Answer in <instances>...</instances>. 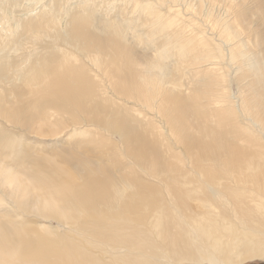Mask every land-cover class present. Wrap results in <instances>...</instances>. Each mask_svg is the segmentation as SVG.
Here are the masks:
<instances>
[{"label": "bare ground", "instance_id": "bare-ground-1", "mask_svg": "<svg viewBox=\"0 0 264 264\" xmlns=\"http://www.w3.org/2000/svg\"><path fill=\"white\" fill-rule=\"evenodd\" d=\"M91 1L75 2L64 33L46 12L23 18L34 37L74 51L14 59L18 84L3 69L13 40L1 43L7 181L31 188L22 203L57 228L1 225L0 264L264 259V0H101L105 14Z\"/></svg>", "mask_w": 264, "mask_h": 264}, {"label": "rangeland", "instance_id": "rangeland-1", "mask_svg": "<svg viewBox=\"0 0 264 264\" xmlns=\"http://www.w3.org/2000/svg\"><path fill=\"white\" fill-rule=\"evenodd\" d=\"M19 1V2H18ZM32 1V0H31ZM36 1V2H35ZM40 1V2H39ZM42 1H43V6H42ZM62 1H64V3L62 2ZM60 0V2H62V3H60V4H63V5H59V2H58V0H34V2L31 4L30 3V1L29 0H27V2H26V0L24 1V0H0V8L2 7V5H4L5 6V9H4V6L0 9V46H3L2 44H5V42L7 43V42H10L11 40H13V43H14V48H11L12 47V45L10 44V45H8V46H6L7 47V49H4V53L2 54V58H3V61H4V63H3V61H2V63L4 64V65H8V63H9V65L8 66H3V69H5V72L7 73V76H8V78L11 80L12 78V83L14 82V84L15 83H19L22 79L21 78H18L17 79V77H19V76H17V75H19L20 74V76H21V73H20V71H16V69H15V67H16V64L17 63H15V62H13V61H15L14 59H16V61H18L19 59H18V57H23V59L26 61V62H28V63H30L31 65H35L36 64V62H37V60H39V59H41L42 57L44 58V57H46V56H48V55H46V52L47 53H52V50H54V49H58V46H64V48H65V46L67 47L68 45H71L70 43L69 44H67V43H63L62 41V43H55V41H53L50 37H45V36H37V38L36 37H34V35H32L33 33H31L29 30H28V28L25 26L24 27V22H21V21H24V20H27V19H29V18H34L35 16H37V15H41V14H45V12H46V16H50L51 18H52V16L53 17H57L56 18V20H57V24H53L54 26H56L57 27V29L58 30H63V31H65V29H66V32L68 31L67 29H69L70 30V25H68V22H67V20L69 19L70 21L73 19L72 18V16L74 15V14H78V13H80L81 11H80V9L82 10V8H80L79 6H75V5H77L78 3H75V2H80V1H82V0H70L69 2H68V0ZM91 1V0H90ZM93 1V0H92ZM91 1V3H93ZM99 3H98V2ZM29 2V3H28ZM39 2V3H38ZM67 2V3H66ZM15 3V4H14ZM52 3V4H51ZM96 3H98V9L99 10H101L100 11V13H103V14H105L106 12H107V7H106V4H104V3H101V0H96V2L94 3V4H96ZM27 4H29V5H27ZM35 4V8H33V6L31 7V5H34ZM48 4L49 5H51V8H50V6H48ZM65 4H66V6L69 8V5L71 4L72 5V7L74 6L75 8H72L71 7V12L69 13V14H67L66 12H65V10L64 9H68L66 6H65ZM101 4V5H100ZM120 4V3H119ZM119 4H116L117 5V7H120V6H118ZM16 5V6H15ZM26 7V10H29L28 12L26 11L25 12V7ZM27 5V6H26ZM48 6V9H47V6ZM99 5H100V7H99ZM23 6V7H22ZM61 6H65V8L63 9V7H61ZM30 7V8H29ZM45 7V8H44ZM76 7H77V10H76ZM83 7V6H82ZM37 8V9H36ZM53 8V9H52ZM56 8V9H55ZM20 9V10H19ZM42 9V10H41ZM50 9L52 10V12L49 14L48 13V10L50 11ZM57 9L59 10V12H57ZM72 9H75V10H72ZM122 9V8H121ZM124 10H126V9H128L129 10V8H123ZM6 10V12H7V15L9 16V17H13L14 19H16L17 18V20H15L16 22H18V25L20 26L19 27V30H17L16 32V34H14L13 36H10L9 35V33L11 34L12 33V30H10V31H8V29H7V27L6 28H4V26H5V24H3V23H5V21H6V19L5 18H3L2 19V15H3V13H4V11ZM24 10V11H23ZM34 10V11H33ZM36 10V11H35ZM43 10H45V11H43ZM55 10V12H53ZM124 10H122V12L121 13H123L124 12ZM9 11H11L10 13L13 15H9L10 13H9ZM32 11V12H31ZM75 11V12H74ZM80 11V12H79ZM127 11V10H126ZM124 12L122 15H124L123 17H125V15H127L128 14V16H130L129 14V12H130V10L129 11H127V12ZM6 12H5V14L4 15H6ZM74 12V13H73ZM26 13H28V14H26ZM33 13H38V14H33ZM53 13H57V14H53ZM66 13V14H65ZM126 13V14H125ZM21 14V15H20ZM31 14V15H30ZM20 16V17H15V16ZM33 15V16H32ZM32 16V17H31ZM58 16H61V18L59 17L58 18ZM127 16V17H128ZM132 16V15H131ZM26 17V18H25ZM126 17V18H127ZM23 18H24V20H23ZM21 19V20H20ZM59 19V20H58ZM61 19V20H60ZM67 19V20H66ZM68 20V21H69ZM61 21V22H60ZM69 21V22H70ZM59 23V24H58ZM67 23V24H66ZM63 24V25H62ZM58 25V26H57ZM65 25H67V26H65ZM62 26V27H61ZM22 27V28H21ZM64 27H66L65 29H64ZM63 28V29H62ZM6 29V30H5ZM24 31H26L27 32V35H28V32H30V35H24L23 36V34H25L26 32H24ZM62 31V33H64ZM8 32V33H7ZM22 32H23V34H22ZM65 32V33H66ZM21 36V37H20ZM27 36V37H26ZM30 36H31V38L33 39H29L30 38ZM26 37V38H25ZM36 39H34V38ZM21 38V39H20ZM25 40H24V39ZM28 38V39H27ZM4 39V40H3ZM14 39H16V40H14ZM23 39V40H22ZM39 39V40H38ZM21 40V41H20ZM32 40V41H31ZM44 40H46V41H44ZM37 41V42H36ZM49 43H48V42ZM20 42V43H19ZM21 42H23V43H21ZM2 43V44H1ZM18 43L20 44V46H18ZM44 43V44H43ZM23 44H24V46H23ZM36 44V45H35ZM51 44H55V45H51ZM59 44V45H58ZM32 45H33V47H32ZM47 45H51L52 47H50V46H47ZM58 45V46H57ZM11 46V47H10ZM8 47H9V49H8ZM37 47V48H36ZM39 47V48H38ZM50 47V48H49ZM57 47V48H56ZM27 48H29V49H27ZM33 50H32V49ZM3 50V48L2 47H0V50ZM31 49V50H30ZM49 49V50H48ZM65 49H68V50H72L73 49V51H74V47L72 46V47H70L69 46V48L67 47V48H65ZM77 49H75V51H76ZM11 51V52H10ZM50 51V52H49ZM14 52V53H13ZM32 52V53H31ZM34 52V53H33ZM13 53V54H12ZM43 54V55H42ZM16 55V56H15ZM23 55V56H22ZM9 57V58H8ZM36 57V58H35ZM5 58V59H4ZM48 58V57H47ZM23 59H20V60H22L23 61ZM86 59V58H85ZM9 60H11V62L9 61ZM36 61V62H35ZM85 61H87V59L85 60ZM21 62V61H20ZM7 63V64H6ZM11 63V64H10ZM15 63V64H14ZM19 63V62H18ZM11 66V67H10ZM0 67H2L1 65H0ZM8 69H10V70H8ZM8 70V71H7ZM10 71H11V74H10ZM12 72H14L13 74H12ZM15 76V77H13V76ZM12 77V78H11ZM7 78V79H8ZM7 79H6V82H8L7 81ZM234 88H235V86H234ZM233 88V89H234ZM3 89V87L2 88H0V91ZM6 94V92L4 93V95ZM26 94H27V92L25 91V90H23L22 91V93H18L17 91H14L13 92V94H12V96L14 97V98H16V97H18V95L19 96H21V97H26ZM0 122L2 123V124H5V125H8V121L7 120H3V118L0 116ZM18 129V130H17ZM20 130V131H19ZM26 131V130H25ZM24 131V129H22V128H19V127H17V128H15L14 129V132H15V134H17V135H24L25 136V140H26V142H24L28 147H31L32 149H36L34 146H36V147H44V146H41V144H44L45 143V141L44 140H38V139H36L35 140V138L34 137H31L32 136V134L31 133H29L28 131H26L25 132ZM23 132V133H22ZM59 142L60 143H62L61 142V140H59ZM36 144V145H35ZM46 146V145H45ZM35 153H41V155H43L42 153L43 152H41V151H35ZM10 157H11V151H9L8 149H5L4 147H2V146H0V203H8L6 206H5V211H0V226L1 225H3V226H11L12 225V222H16V224L17 223H20V224H23V221H24V218H27V219H30L31 221H32V223L30 224L31 226H35V227H40V224H47L48 226H50L49 228H53V229H50L51 230V233H49V235L50 236H54V231L56 230V228H57V225H56V223L54 222V221H51V222H49V223H45V222H37L36 221V217H41V216H37V215H35V214H33V213H35V211H34V208H30V207H26V205H24L23 203H22V201H23V199H28V198H31V197H33V195L35 194V192L31 189V188H26L25 187V183H20V184H17V183H9L8 181H7V179H8V174L9 173H6L4 170L5 169H7V168H10L11 167V164L12 163H8L7 161L10 159ZM19 170H21V171H23L22 170V168H18ZM18 170V172H20ZM17 172V173H18ZM25 174H27V173H25ZM17 188H19V189H24L26 192H30V193H28V194H26V196H23L22 195V193L21 192H17ZM1 209V208H0ZM33 212V213H32ZM48 216H50V215H48ZM5 237H6V235H5ZM49 240H56V241H58L57 239H54V238H48ZM169 264H195V262L194 261H181V262H178V261H175V262H170ZM245 264H264V259H259V260H256V261H252V262H248V263H245Z\"/></svg>", "mask_w": 264, "mask_h": 264}]
</instances>
